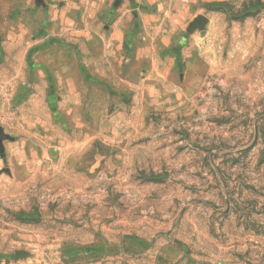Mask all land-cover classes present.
<instances>
[{
  "label": "rangeland",
  "instance_id": "obj_1",
  "mask_svg": "<svg viewBox=\"0 0 264 264\" xmlns=\"http://www.w3.org/2000/svg\"><path fill=\"white\" fill-rule=\"evenodd\" d=\"M114 1L0 0V264H264V0Z\"/></svg>",
  "mask_w": 264,
  "mask_h": 264
},
{
  "label": "crops",
  "instance_id": "obj_2",
  "mask_svg": "<svg viewBox=\"0 0 264 264\" xmlns=\"http://www.w3.org/2000/svg\"><path fill=\"white\" fill-rule=\"evenodd\" d=\"M116 1V0H115ZM114 1V2H115ZM82 2L83 3H89V4H96V3H98L99 2V0H82ZM112 4H113V1H112ZM87 13H89V15L90 16H88L87 15V18H86V20H89V21H95V17H94V15L96 14V12L95 13H92V11L90 10V11H87ZM95 24V23H94ZM93 25V24H92Z\"/></svg>",
  "mask_w": 264,
  "mask_h": 264
}]
</instances>
